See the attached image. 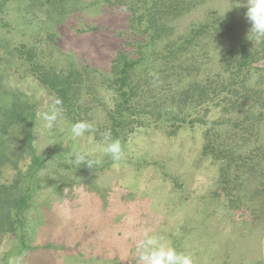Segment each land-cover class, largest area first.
I'll use <instances>...</instances> for the list:
<instances>
[{
    "label": "rangeland",
    "instance_id": "obj_1",
    "mask_svg": "<svg viewBox=\"0 0 264 264\" xmlns=\"http://www.w3.org/2000/svg\"><path fill=\"white\" fill-rule=\"evenodd\" d=\"M148 1L0 0V203L8 201L13 222L0 214V264L18 255L24 264H137L136 241L145 230L190 254L194 264H264V121L242 129L218 123L264 107L240 99L233 108V95L222 92L187 111L204 122L172 123L168 109L160 124L111 135L122 145L120 161L102 151L110 111L122 100L111 70L120 50L140 61L131 76L149 82V102L151 94L166 99L191 80L177 75L226 76L223 60L243 53L255 57L238 78L249 75L245 84L264 88V43L248 36L245 0H196L173 20L171 39L211 27V35L179 54L180 62L146 40ZM179 65L184 69L175 74ZM48 67L83 76L82 107L69 114L61 106L50 129L38 116L57 100L39 77ZM9 118L13 124L5 126ZM79 120L93 131L74 139L70 126ZM233 138L236 145L247 140L234 158L252 154L251 160L237 163L208 148ZM76 152L99 163L75 164Z\"/></svg>",
    "mask_w": 264,
    "mask_h": 264
},
{
    "label": "trees",
    "instance_id": "obj_2",
    "mask_svg": "<svg viewBox=\"0 0 264 264\" xmlns=\"http://www.w3.org/2000/svg\"><path fill=\"white\" fill-rule=\"evenodd\" d=\"M146 3H150L146 0ZM152 7L150 10L145 11V25L144 32L146 40L148 38L151 45H164V48L169 51V57L177 59L180 62V53L190 52L194 45V41L199 36L207 37L211 35V27L209 24H202L198 29L192 27L188 33L181 39H171L169 34L172 31L173 20L177 19L187 10L193 9L196 6V0H151ZM133 17L135 13H132ZM142 18V19H143ZM141 19L140 23L143 22ZM207 35V36H205ZM264 43V41H263ZM144 46H147L145 43ZM119 56L113 61V66L111 70L115 73V77L112 80V87L116 94L122 98L121 102L117 104V109L110 111V129L111 135L113 138H119L122 134V131L130 133L134 130L135 127L142 125L144 122H154L160 124L164 122V116L171 109L172 112V123L186 122L191 123L195 122H204L206 120L200 118H191L194 114L190 111L197 107H204L209 105L212 100H216L217 94L225 93L228 95H233V102H238L240 99L242 101L249 100L252 104L251 108H262L264 107V88L258 86H249L245 84L249 80V75L244 76L243 78H238L241 75L242 70L253 63V54H240L238 56H232V58H227L223 60V63H226L227 66L225 71L228 72L226 76H223L222 73H218L215 77H206V80L195 78L191 75L180 74L177 76H188L190 81L184 86L177 87L175 85L172 89L170 97L163 99L158 97L157 92L151 94L152 102L148 101L146 96V91L149 87V82L143 80H133L132 72L139 62H134L127 53L120 50L118 52ZM179 73L183 71L181 65L176 66ZM197 70V69H196ZM39 77L41 82L48 85L57 95V100L61 101V106L65 107L69 114L76 113L78 109L82 107L83 98L81 96L83 76L81 72L75 70H66V71H56L54 69L44 68L39 70ZM220 87V89H218ZM156 89V87H155ZM164 100V101H162ZM233 106V104H232ZM233 108H236L233 106ZM170 109V110H168ZM7 112V111H6ZM170 112H168L169 114ZM251 116L246 119L232 121L230 119L226 121H218L221 127L230 126V129H242L243 125L246 122H250V125L253 126L258 121H264V110L259 111L251 110ZM11 117V115L9 114ZM149 117H153L149 119ZM13 124V119L9 118L5 121V126ZM28 130L32 128V121L28 122ZM233 127V128H232ZM254 127V126H253ZM236 136L234 133L233 136ZM208 136V135H207ZM230 140V139H229ZM234 138L230 140V145L222 142L218 144L209 142L208 148L213 150L217 155L222 158L235 159L234 155L237 154L236 150L238 147H242L247 140H243L241 144H234ZM4 142H1L0 146ZM207 148V150H208ZM252 154L247 157L241 156L236 161L237 163L246 162L251 160ZM1 157V152H0ZM2 162H0L1 164ZM227 180H224L223 183L227 184ZM8 201H2L0 203L2 209L1 218L7 221L9 225L12 226L13 222L11 221L10 210H7Z\"/></svg>",
    "mask_w": 264,
    "mask_h": 264
},
{
    "label": "clouds",
    "instance_id": "obj_3",
    "mask_svg": "<svg viewBox=\"0 0 264 264\" xmlns=\"http://www.w3.org/2000/svg\"><path fill=\"white\" fill-rule=\"evenodd\" d=\"M237 7L241 5L237 3ZM247 11L246 20L251 25L249 34H252L256 42L264 41V0H245ZM39 119L44 122V127L52 128L62 116L61 101L56 100L53 107L38 114ZM93 131V125L84 120L71 124L70 132L72 137L81 138L86 133ZM103 153L109 155L113 161H120L123 157V149L118 139H113L111 133L104 136ZM73 163L86 164L93 167L99 161L86 160L85 154L76 152L73 154ZM137 264H194L190 254H186L172 246L160 235L149 234L145 230L142 237L136 241ZM7 264H24V256L9 257Z\"/></svg>",
    "mask_w": 264,
    "mask_h": 264
},
{
    "label": "crops",
    "instance_id": "obj_4",
    "mask_svg": "<svg viewBox=\"0 0 264 264\" xmlns=\"http://www.w3.org/2000/svg\"><path fill=\"white\" fill-rule=\"evenodd\" d=\"M46 264H48V263H46Z\"/></svg>",
    "mask_w": 264,
    "mask_h": 264
}]
</instances>
